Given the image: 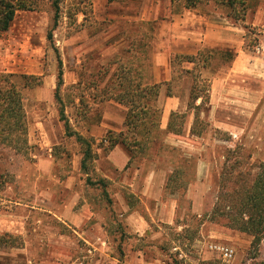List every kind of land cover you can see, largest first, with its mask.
Listing matches in <instances>:
<instances>
[{"label": "rangeland", "instance_id": "1", "mask_svg": "<svg viewBox=\"0 0 264 264\" xmlns=\"http://www.w3.org/2000/svg\"><path fill=\"white\" fill-rule=\"evenodd\" d=\"M2 1L9 3L8 10L13 12L7 27ZM54 1L0 0V87L6 90L16 86L27 120L24 134L10 128L7 112L0 111V238L17 246L11 250L9 244H0V264L27 263L20 255L23 250H19L23 240L30 264H128L131 249L143 250L149 263L159 260L160 264H218L216 255L207 247L211 241L234 246L236 264H264V237L256 243L251 235L230 228L224 218L212 213L222 189L225 176L222 172L231 171L238 185H250L259 171L258 165L264 162V93H254L253 89L245 93V82L241 81L238 95L241 107L245 100L258 106L247 109V118L241 115L245 112L242 109L240 113L234 112L231 120L234 134L216 129L210 123L213 127L210 125L202 136H193L190 116L194 110L188 109L182 134L163 135L158 142L148 143L143 154L132 160L135 166L152 162L170 171L165 197L176 200V222L162 225L168 233L163 244L146 238L137 241V235L127 233L118 198L122 196L134 206L138 198L128 187L121 191L116 187L113 192L117 195L109 202L98 184L100 172L91 173L95 184H90L81 169L82 146L76 136L67 135L60 119V111L64 110L70 131L95 141V149H104L91 135L92 130L105 117L114 127H119L118 119L126 116L127 111L123 105L115 108L113 100H100L102 76L106 71L112 74L122 62L131 59L136 66L139 60L143 62L144 72L149 75L150 60L161 50L174 61L171 66L174 94L182 90L185 81L193 82L199 73L207 79L211 92L214 74L230 69L229 52H235L234 49L203 47L191 54L181 52L190 47L183 43L174 45L177 50L172 51L169 24L190 10L183 7L185 1L174 4L168 0H145L144 8L154 11V15L151 20L133 23L121 16L123 9L132 4L130 0H60L57 21ZM195 10L211 16L208 21L223 18L226 26L234 24L231 18L226 20L228 9L215 2L204 3ZM235 24L239 31H227L239 32L244 46L256 49L264 44V28L251 25L249 31L243 28V22ZM140 42L145 45L139 46ZM200 52L202 60L209 59L206 69L202 67L203 61L196 66L186 61L189 55ZM144 58H147L145 62ZM166 89L167 85L159 99L162 105ZM57 91L61 101L56 98ZM238 98L234 102L236 106ZM43 121L50 124L60 121L62 139L56 142L60 132L57 135L53 126L57 137L53 142L48 136V141L45 140L37 126ZM196 128L202 129V125L199 123ZM200 180L202 183L196 184ZM193 202L203 204L204 211L199 214ZM84 206L94 213L93 217L98 214L96 220L104 221L102 225L107 231V242L101 244L106 248L104 252L85 238L92 220L81 226L73 222L75 210Z\"/></svg>", "mask_w": 264, "mask_h": 264}, {"label": "crops", "instance_id": "2", "mask_svg": "<svg viewBox=\"0 0 264 264\" xmlns=\"http://www.w3.org/2000/svg\"><path fill=\"white\" fill-rule=\"evenodd\" d=\"M130 1L132 4L125 7L121 13L126 22L133 23L139 22V20L140 22L146 19L151 20L154 11L150 12L148 8H144L145 0ZM251 1L246 20L243 22V28L246 29L245 25L264 28V0H254V4H251ZM138 3L139 6H137ZM208 17L207 14H202L200 11L195 10V8L193 10H186L184 14L175 17L174 22L169 24L170 35L173 38L172 51L177 50L176 47L179 44L185 43L190 44V47L181 50V52L196 54L203 47L212 49L228 47L234 49L237 53L230 69L227 72L216 73L212 78L208 106L209 114L207 115L209 123L216 129L218 128L234 134L233 128L235 126L231 121L235 116L234 114L240 113L239 111L242 109L245 112H241V115L247 118V109L249 107L257 108L258 106V103L250 104L248 100H245L242 104L243 107H241V100L238 98L242 87L241 81L245 82L243 88L245 93H248L251 89H253L254 93H264V44L258 46L260 48L256 47V49L248 48V46H244L243 38H241L239 32L231 31L229 33L227 31L240 30L235 22L231 27V25H225V19L223 18L218 21L216 19L208 21ZM226 20H229L228 16ZM150 61L149 82L161 85V96L163 95L162 89L166 83H171L173 80L172 62L169 56L165 52L162 53L161 50H158ZM248 84L254 85V88H248L250 86ZM192 85L193 82L188 80L184 82V86L182 90L178 91V94H174L173 96H166L164 94L162 117L160 120L161 129L167 130L172 112L186 113L188 111ZM236 98L239 99L236 102L238 106L234 103ZM113 103L115 104V108L116 106L123 107L117 102ZM200 103L201 100H198L197 105ZM201 117H206L204 111H202ZM221 117H225L226 119L224 120ZM108 118L113 119L110 115H108ZM194 118V114L190 116V129L194 123ZM105 119L100 125L95 126L91 132V135L95 136L96 142L101 143V145L108 144V140L106 139L108 129L114 128L113 130L120 131L123 129L125 116L119 117V127H114L112 121ZM37 126L44 133L45 140H47L48 136V140L53 142L57 137L53 134V126L57 129V135L60 132V137L56 139V142L63 137V127L60 121H53L52 124L48 121H43L38 123ZM34 129H36L35 126ZM103 145L102 147H104ZM95 152L99 156L94 160V170L100 172L102 174L100 175L107 179V192L110 198L112 200L115 199L117 193L114 194L113 191L116 187H119L120 191L122 190L121 188L128 187L135 197L138 198L135 206L130 201L123 199L122 196L118 198L120 200V213L123 218V225L128 229L127 233L137 235V241L140 238H146L147 240H153L156 244H163L165 240H168V233L163 230L162 225L168 226L176 222V200L165 197L170 171L160 169L156 163L152 162H144L135 166L133 163H130L128 153L119 145L107 152L105 149L96 148ZM198 183H202V180L196 182V184ZM68 186L66 185V187ZM195 204L196 202H193V205ZM196 206V211L199 214L204 211L203 204H199L198 202ZM85 207L75 210L73 222L76 226H81L92 220L93 222H91L89 230L85 232V238L99 251L104 252L106 248L101 246V244L103 245V243L107 242V231L102 225L104 221L100 218L96 220L98 214L96 217H93L94 213L91 210L87 211ZM19 234L22 235L23 232H19ZM8 246L11 250L17 247L13 242H10ZM19 248V250H23V253L20 255L25 257L27 262L25 264H30L31 260L25 256L27 246L24 240ZM130 254L132 256L128 264H160L159 260L147 262L144 259L145 252L143 250L131 249ZM128 256L129 254H127Z\"/></svg>", "mask_w": 264, "mask_h": 264}, {"label": "trees", "instance_id": "3", "mask_svg": "<svg viewBox=\"0 0 264 264\" xmlns=\"http://www.w3.org/2000/svg\"><path fill=\"white\" fill-rule=\"evenodd\" d=\"M172 3L176 1L184 2L185 9H194L198 6L215 2L228 9V17L234 22H244L246 20L251 0H168ZM60 0H55L53 7L55 17H59ZM5 9L3 15L5 18V26L13 18V12L8 10L11 5L2 1ZM247 30H251L249 25H245ZM51 36V33H50ZM133 44V42H132ZM145 43H139V46H144ZM252 47V46H251ZM129 50V49H128ZM131 51V50H130ZM236 52H229L230 59L233 61L236 58ZM203 53L198 55H189L187 62L194 63L195 66L203 61L202 67L206 69L209 65V59H201ZM147 58H144V62ZM149 60V59H148ZM60 68L62 61L60 60ZM173 65V59L171 60ZM116 63V62H115ZM144 63L139 60L136 66L132 60L120 64L112 74L106 71L102 76L103 84L100 88V96L105 101L113 100L127 109L125 116L124 128L117 132L108 130L106 139L108 144L103 145L105 151H109L115 146H121L128 153L130 163L132 160L143 154L148 143L158 142L165 134L180 135L183 133V127L186 124V113L172 112L168 123L167 130L160 127L163 105L160 104L161 85L149 82L148 74L144 72ZM187 72H191L187 70ZM3 77V75L1 76ZM59 82H62V71L59 73ZM59 83V84H60ZM207 79L202 77V74L195 75L193 85L190 92L189 109L194 110V123L191 127V134L202 136L210 126L207 119L209 112L210 89L207 88ZM166 96H173L171 83H166ZM13 86V85H11ZM27 86V85H25ZM59 89V88H58ZM56 98L61 101L59 92L57 91ZM201 103L197 105V101ZM24 104L20 92L13 86L12 89L3 90L0 87V111L7 112L11 124L10 128H17L26 133L27 120L23 110ZM204 111L206 117L202 118L201 113ZM60 119L64 122L66 133L68 136H76L77 141L82 146L81 169L88 176L90 184H95L91 181V173L94 170V160L98 157L93 147V142L76 131H70V123L66 117L65 111H60ZM202 125V129H197V124ZM179 125V127H178ZM258 172L250 185H238V181L232 177V172H222L223 177L222 189L218 194L217 202L212 210L213 216H220L225 219L226 225L232 229H237L248 233L254 238V242L260 243L264 237V162L258 165ZM170 180V178H169ZM102 185L105 195L108 196L109 202L111 198L107 192L108 181L104 177L98 181ZM1 245L9 244V241L0 238Z\"/></svg>", "mask_w": 264, "mask_h": 264}, {"label": "built area", "instance_id": "4", "mask_svg": "<svg viewBox=\"0 0 264 264\" xmlns=\"http://www.w3.org/2000/svg\"><path fill=\"white\" fill-rule=\"evenodd\" d=\"M207 247L212 254L216 255L218 264H236L237 250L234 246L220 241H211Z\"/></svg>", "mask_w": 264, "mask_h": 264}]
</instances>
